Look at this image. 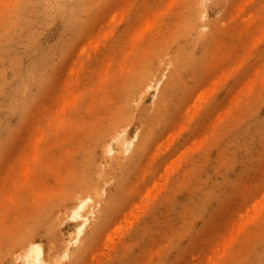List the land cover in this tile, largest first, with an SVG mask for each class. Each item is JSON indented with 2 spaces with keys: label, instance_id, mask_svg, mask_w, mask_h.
Listing matches in <instances>:
<instances>
[{
  "label": "rangeland",
  "instance_id": "374dc122",
  "mask_svg": "<svg viewBox=\"0 0 264 264\" xmlns=\"http://www.w3.org/2000/svg\"><path fill=\"white\" fill-rule=\"evenodd\" d=\"M26 1L0 0L8 67L0 204L16 186L24 202L21 217L0 230V264H22V238L46 257L58 248L56 235L71 239L78 220L64 206L88 196L72 198L82 182L77 169L106 168L121 150L129 156L142 134L128 172L94 173L99 189L89 196L82 240L95 224L99 230L77 264H264V0H198L204 13L196 12L194 45L184 42L190 0H97L77 30L30 1L31 23L4 39ZM163 51H181L182 68L158 112L157 80L169 69ZM152 65L156 72L132 101L143 119L96 143L129 85ZM21 172H36L31 187L21 185ZM82 240L60 248L58 264H69Z\"/></svg>",
  "mask_w": 264,
  "mask_h": 264
},
{
  "label": "bare ground",
  "instance_id": "6f19581e",
  "mask_svg": "<svg viewBox=\"0 0 264 264\" xmlns=\"http://www.w3.org/2000/svg\"><path fill=\"white\" fill-rule=\"evenodd\" d=\"M30 1H41V3L44 4V6H42L44 13L57 12L58 14H61L62 18L65 19L68 27H72V29L75 28V30H77L76 28L78 27V25L86 19L87 15L92 11L93 5H96L97 2V0H27V5L25 7H18L14 11V16L11 19V22L7 24L2 34L4 39L9 38L17 28L31 23V14L34 11V7L30 3ZM197 5L198 0H190L187 7L189 13L192 12V14L189 21L184 26V30H186L185 32H191L188 35L185 33L184 42H187L189 45L196 44L200 39L199 35L197 34L199 22L196 16V12L199 11V13L201 14L204 12L199 8L197 9ZM181 55H183L181 51H163V53L159 55L165 66H168L169 69L168 73L166 74L167 79L165 81H163L161 77L157 80L159 89L158 100L156 102V110L158 112L162 106H165V102L167 101V99H169V97H171L174 91L176 81L180 79V69L182 68V64L180 62ZM4 56L5 55L3 49L2 47H0V95L4 90V83L6 81L5 78L8 68L6 62L4 61ZM44 60L47 63V58H45ZM154 66L155 65H152L151 67L144 69L142 74H140L134 80V82L129 85V88L124 95L123 107L120 110L118 117L116 118L115 122L110 125L108 130H106L101 135L100 139L98 140V142L96 141V143H101L104 141L106 142V140L112 135V131L114 128H122L121 133L124 134L128 122L136 117L143 119L144 113H142V111L141 113L138 112L137 107L132 106V101L134 98H138L140 94L143 93L147 81L152 76V74L156 72H153L152 70ZM29 84H31L29 81L24 80L21 84V91H26V89L29 87ZM18 99L22 101V93H20ZM144 123L145 122H143V126ZM144 136L145 135L143 134L141 135V140L137 144L136 151H134L129 156H125L124 152L121 150L111 158L106 168L101 169L97 166L88 168L84 166L80 169H77L76 172H83L82 182L78 184L76 188H74V194L72 198L78 194H86L88 196L84 200H82L81 203L75 208L70 206L67 207L66 205L64 206V211L71 212V214L74 215V217H76L78 220L73 237L69 240H65L56 235L58 248L53 250L52 255L47 257L44 255V251L41 245L31 246L28 238H22L18 244L19 253L17 255V258L22 261V264H58L59 261L57 256L59 254L60 248H63L65 246L64 249L67 250L71 243H78L82 240V236L91 220L88 214L92 213V210L90 209L94 205L93 203L91 205L87 204L88 200H90L91 198L89 196L97 194L99 189V181L94 173L102 172V175H104L105 177L116 178L118 177L119 172H128L129 168L134 163V160L137 157V152L140 151L141 147H143L142 143L144 141ZM35 173L36 172H21V185L25 187H31L32 179L33 177H35ZM19 191L20 188L16 186L15 189H13L2 199V203L0 204V230L9 224L11 217H14L13 221H15L16 219L18 220L21 217L24 202L21 199ZM112 201V195L108 196L106 202L109 203V206L111 205ZM82 211L85 212L83 213ZM98 230L99 225L95 224L89 234L82 240L83 243L77 249L78 251L76 255L74 254L73 256H70L69 264H77L78 257L87 246L86 244L88 243L89 237H93V235ZM66 250L64 254L65 258L66 256L69 257V253ZM261 256L264 257V252H262ZM259 262L261 263V260H258V263L255 264H259Z\"/></svg>",
  "mask_w": 264,
  "mask_h": 264
}]
</instances>
